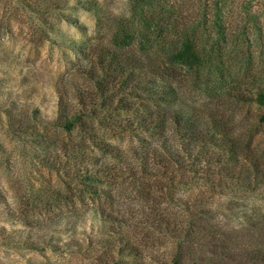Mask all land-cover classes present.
<instances>
[{"label":"trees","instance_id":"obj_1","mask_svg":"<svg viewBox=\"0 0 264 264\" xmlns=\"http://www.w3.org/2000/svg\"><path fill=\"white\" fill-rule=\"evenodd\" d=\"M177 1L131 0L127 24L116 25L111 37L68 39L71 78L55 91L50 116L33 113L39 126L54 132L35 135L33 161L41 184L33 186L28 175H22L27 208L98 199L94 210L102 223L124 231L117 239H185L193 220L209 215L203 207L212 193L225 188L227 178L246 182L253 169L255 182L262 180L253 161L245 164L247 157L240 154L224 114L187 99L189 87L200 82L202 69L211 62L199 28H205L208 9L218 13L225 3L201 0L199 17L189 18ZM14 2L29 15L56 16L76 25L66 15L70 0ZM80 6L92 10L86 1ZM254 28L259 30L258 25ZM217 34L221 47L229 43L224 33ZM232 90L228 95L237 101H250L244 91ZM254 99L264 104V90ZM261 118L264 121V114ZM193 187L205 188L210 196L189 201L182 194ZM26 210L14 208L0 188L2 247L40 248L33 239L43 225L23 221L29 227L25 230L2 224L25 220ZM254 217L245 215L243 235L264 245V218ZM176 247L174 264H196L180 257V245ZM137 254V247L125 244L117 247L111 262L124 264L122 256ZM245 257L251 262L244 264H264V251Z\"/></svg>","mask_w":264,"mask_h":264},{"label":"rangeland","instance_id":"obj_2","mask_svg":"<svg viewBox=\"0 0 264 264\" xmlns=\"http://www.w3.org/2000/svg\"><path fill=\"white\" fill-rule=\"evenodd\" d=\"M78 1H86L92 10H83ZM199 1L178 0L177 5L184 15L187 12L194 18L199 17ZM222 1L225 6L221 11L208 9L205 28H199L205 33L200 43L210 52L211 62L202 69L200 82L189 87L187 99L224 114L240 154L247 157L245 164L253 161L263 178L255 182L253 169L246 182L227 178L225 188L212 193L203 207L209 215L195 218L185 239L160 235L117 239L124 231L115 232L102 223L94 210L98 199L74 198L67 203L31 204L27 208L22 175H28L33 186L41 184L37 162L33 161L34 138L36 133L53 134L54 130L39 126L33 113L38 110L50 116L55 91L71 78L74 66L68 39L99 41L111 37L116 25L127 24L131 0H70L66 15L75 26L56 16L43 19L29 15L19 11L14 0H0V188L14 208L27 209L25 220L2 224L7 229L28 230L23 221H31L45 227L33 239L39 249L0 245V263L112 264L117 247L125 244L137 247L138 254L122 256L124 264H174L178 244L180 257L196 264H244L251 262L247 254L264 251V245L245 238L242 232L245 215L264 218V104L254 99L259 89L264 90V0ZM217 30L229 39L227 45L217 43ZM232 87L244 91L250 101L239 102L229 96ZM182 195L189 201L210 196L205 188L194 187Z\"/></svg>","mask_w":264,"mask_h":264}]
</instances>
